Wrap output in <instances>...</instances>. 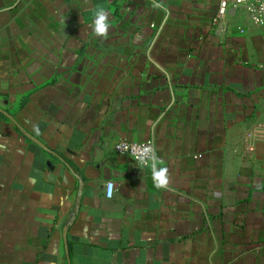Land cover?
Wrapping results in <instances>:
<instances>
[{
	"label": "crops",
	"instance_id": "0c3cea01",
	"mask_svg": "<svg viewBox=\"0 0 264 264\" xmlns=\"http://www.w3.org/2000/svg\"><path fill=\"white\" fill-rule=\"evenodd\" d=\"M218 4L0 0V264H264V28Z\"/></svg>",
	"mask_w": 264,
	"mask_h": 264
},
{
	"label": "built area",
	"instance_id": "2783aa9c",
	"mask_svg": "<svg viewBox=\"0 0 264 264\" xmlns=\"http://www.w3.org/2000/svg\"><path fill=\"white\" fill-rule=\"evenodd\" d=\"M233 8L242 9L253 25L261 26L264 28V0H219L216 19H222L227 14V12ZM143 147H151L154 149L152 141H146L144 143H132L129 141L121 140L114 144L113 151L118 155L130 157L136 164L140 165L137 160L136 153ZM113 192L114 184L108 183L106 185L105 197L107 199H111Z\"/></svg>",
	"mask_w": 264,
	"mask_h": 264
},
{
	"label": "clouds",
	"instance_id": "9594fccd",
	"mask_svg": "<svg viewBox=\"0 0 264 264\" xmlns=\"http://www.w3.org/2000/svg\"><path fill=\"white\" fill-rule=\"evenodd\" d=\"M96 38L107 40L110 33V13L103 8L96 10L92 23L88 26ZM38 132V128L36 129ZM137 160L142 166H149L152 170L154 187L159 190H167L170 186V175L167 167H158L163 161L156 155L151 147H143L137 153Z\"/></svg>",
	"mask_w": 264,
	"mask_h": 264
},
{
	"label": "water",
	"instance_id": "95a60500",
	"mask_svg": "<svg viewBox=\"0 0 264 264\" xmlns=\"http://www.w3.org/2000/svg\"><path fill=\"white\" fill-rule=\"evenodd\" d=\"M0 113L5 115L9 120H11L12 122H14V120L12 119V117H10L9 115H7L5 112L1 111L0 110ZM19 130L22 132V134L27 138L29 139L31 142H33L34 144H36L37 146L41 147L42 149H45L46 148L39 142L37 141L35 138H33L31 135L25 133L24 131L21 130V128H19Z\"/></svg>",
	"mask_w": 264,
	"mask_h": 264
}]
</instances>
